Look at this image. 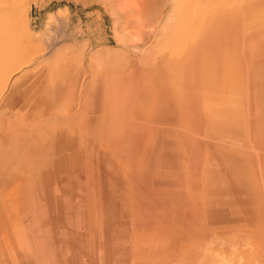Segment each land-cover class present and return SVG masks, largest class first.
Returning <instances> with one entry per match:
<instances>
[{
	"label": "rangeland",
	"instance_id": "obj_1",
	"mask_svg": "<svg viewBox=\"0 0 264 264\" xmlns=\"http://www.w3.org/2000/svg\"><path fill=\"white\" fill-rule=\"evenodd\" d=\"M180 1L0 0V264H264V0H228L210 29L251 81L243 106L219 94L216 108L200 101L202 63L182 103L144 93L154 80L164 94L175 62L201 53L175 36ZM153 102L181 104L183 119ZM116 146L130 169L115 181L102 154Z\"/></svg>",
	"mask_w": 264,
	"mask_h": 264
},
{
	"label": "bare ground",
	"instance_id": "obj_2",
	"mask_svg": "<svg viewBox=\"0 0 264 264\" xmlns=\"http://www.w3.org/2000/svg\"><path fill=\"white\" fill-rule=\"evenodd\" d=\"M13 1H15V0H13ZM182 1H180V2H182ZM188 3H189V0L186 1V5H184V7L182 8V16H183L182 25L183 26L181 29H179V31L176 32L175 36H185V37L195 38L197 40V46H198V48H200V51H201V53L199 51H197L200 59L198 57L197 58L198 60H197L193 56H192V59H190V55H189V58L187 60L181 59V61L184 62L182 64H178L177 62H179V60H177L175 62L174 70H172L175 73V77H174L175 82H174V84L169 86L170 88H168L167 90L165 89L164 94L162 93L163 91H161V89H157L158 87L154 84V80H152V79H151L152 80L151 82H148V83H152V87L151 88L147 87L148 90H146V91H148V92H144V93H146V94L148 93L147 94L148 98L150 97L152 99L161 100V98L165 95V93L167 95V91L170 90L169 92H170L173 100L175 101V100L179 99V101L182 103V101L186 98L185 97L186 96L185 89H182V88L184 87V85H186V83H192L189 74H191L193 72V70L196 68V64L199 65V63H202L203 66H205L204 68L207 67L206 71L209 74L208 78L203 79L202 81H200V84H199L201 95L203 93V95L205 96V99L204 98L201 99L202 105L204 103V105L208 104V106L214 107V108L221 106L219 104L217 105L214 102V98L220 94L221 96H223L224 100L229 98V96H231V95L235 96L236 99L238 100L237 102H235L238 104V107L243 106V97H242L241 89L244 87V85L249 84L251 81H250V79H248V80L246 79V81H245L242 77H239L240 69L236 64V59H237L236 57H237V54L239 52H236V50H234V51H231L230 53H227L221 57H218L215 54V50L213 49L216 47V41L214 40V38L210 34V32H211L210 29H213L214 26L218 23V21H220L221 17H224V15H226V11L229 7V6L227 7V5H226L228 3V0H201L200 4L197 1H195L194 3L192 2V4H188ZM1 5L2 4H0V6ZM170 14H171L170 17H172V13H170ZM191 15H194V16H191ZM201 15L205 16V18H206L205 19V26L203 28H201L202 25L198 24L197 20H196L197 19L196 16H201ZM178 18H180V17H178ZM189 19H191V20H189ZM225 19H227V18L225 17ZM228 19L226 20L227 24L230 22V21H228ZM226 23H225V26H228V25H226ZM162 30H161V35L164 36V34H162V33H166V32H162ZM164 30L166 31L167 29H164ZM158 33H159V31H158ZM158 33H157V35H158ZM160 40L158 39V41H160ZM183 53H185V52H183ZM202 55H204L205 58H203ZM215 55L218 57L216 62H217V65L220 64L219 69H218L219 66L215 67L214 62L212 61V60L216 59ZM206 58H207V60H206ZM230 59H231V62H230ZM200 60H201V62H200ZM166 64H167V62H166ZM209 64H210V67H209ZM161 66H162V64H161ZM221 66L223 68H221ZM156 67H160V66L156 65ZM213 86H215V87H213ZM216 87H217V89H215ZM189 90L192 91V87ZM153 92H155V93H153ZM156 93H159V94L156 95ZM209 100H211V102H209ZM212 100H213V102H212ZM168 101H171V100H168ZM192 103H193V105H195L194 102H192ZM140 104H142V103H140ZM153 104H154L152 106L153 110L157 106L160 108L161 113H165L167 115L170 114L171 117H180L181 119L183 118V113L181 112V109H180L181 104H178L177 108H175L174 110H171V111H169L168 104L164 105V103H154V102H153ZM229 104H230V102L228 100H225L223 102V105L225 107H227ZM138 106H139V104H138ZM215 110H217V109H215ZM168 111L170 112L169 114H168ZM230 116H231V114L227 111V113H225V119L226 120L229 119Z\"/></svg>",
	"mask_w": 264,
	"mask_h": 264
},
{
	"label": "crops",
	"instance_id": "obj_3",
	"mask_svg": "<svg viewBox=\"0 0 264 264\" xmlns=\"http://www.w3.org/2000/svg\"><path fill=\"white\" fill-rule=\"evenodd\" d=\"M256 73V72H255ZM259 74H261V75H264V67H262L261 69H259ZM149 85L147 86V87H152V83H148ZM56 89V88H55ZM118 89H120V88H118ZM56 90H58V88L56 89ZM156 90V89H155ZM154 91V90H153ZM10 97V96H9ZM8 97V98H9ZM201 101V100H200ZM205 105H203V107H204ZM207 106H208V104H207ZM158 111L156 110L155 111V113H157ZM159 112H161V110L159 109ZM183 113V112H182ZM183 119V118H182ZM228 120V119H227ZM113 125L115 126V128H119L120 127V119H117V120H114L113 122ZM254 123H255V120H253V125H254ZM254 127V126H253ZM103 129H104V127L102 126L101 128H100V130L101 131H103ZM113 136V135H112ZM179 137H182L181 135L179 136ZM104 138V136L103 135H101V136H99V142H100V144L102 143L101 142V139H103ZM129 142V141H128ZM127 142V145L128 146H130L131 148H135V147H137V146H139V143L137 142V141H132L131 143L129 142L128 143ZM125 147H126V144H125ZM119 147H117L116 146V149L114 150V152H109L108 154H106V153H103L102 154V157H104V156H111V160H110V164H109V161L107 160V164H109L110 166H107L106 167V169L104 170V171H112L113 173H111V178H112V180H114L115 179V181H116V178L119 176L118 174H116L115 172H117V171H125V170H127V171H129V166L128 167H124L125 165L124 164H121V160H119L118 158H117V155L115 154V151L118 149ZM167 152L166 153H168V150H166ZM173 153H174V151H172ZM172 152L170 153V154H172ZM169 155V154H168ZM174 155H176V158H171V167H173V168H175L176 170L178 169V170H181V169H183L184 167H185V163H184V152H183V145H182V147H181V149H179V150H176L175 151V154ZM213 156H211L210 157V162H211V164H215V158H214V155L215 154H212ZM103 159H105V158H103ZM105 161V160H104ZM88 168L90 169L91 168V166H88ZM193 168V167H192ZM102 172V171H101ZM118 173V172H117ZM109 176V175H108ZM99 178H100V175H99ZM92 179V181L94 182V180H93V178H91ZM103 179V178H102ZM102 179L101 180H96V185H99V183H102ZM184 180V179H183ZM185 182H186V186L188 187H190L191 188V190H193V188L192 187H195V188H198L199 186H198V184L200 183V180H199V177L195 180V181H193V180H191V179H189V182H190V185H188V181L187 180H184ZM118 182V181H117ZM166 185V184H165ZM201 185V184H200ZM189 187H188V190H189ZM202 188H205V186L203 185L202 186ZM196 190V189H195ZM213 192V194H214V190L212 191ZM198 192L197 191H192V195L194 196L195 194H197ZM181 197H183L182 198V203H183V205H182V208L183 207H185V206H189V207H191L192 208V203L194 202V200L192 199V196H181ZM133 208V210H132V212H133V214H134V212H135V206H133L132 207ZM147 209L145 208V210H144V212H142L141 214H143V215H150V214H148L149 212H145ZM182 210H184V209H182ZM189 210H190V208H189ZM195 210V209H194ZM263 210H264V207H263ZM154 211V210H153ZM166 218V217H165Z\"/></svg>",
	"mask_w": 264,
	"mask_h": 264
}]
</instances>
